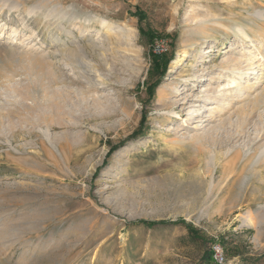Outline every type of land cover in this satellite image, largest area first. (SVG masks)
I'll return each mask as SVG.
<instances>
[{
    "label": "rangeland",
    "instance_id": "374dc122",
    "mask_svg": "<svg viewBox=\"0 0 264 264\" xmlns=\"http://www.w3.org/2000/svg\"><path fill=\"white\" fill-rule=\"evenodd\" d=\"M35 6L124 31L70 29L98 85L64 66ZM254 11L264 0H0V264H264V166L248 157L264 46L227 31ZM247 49L251 89L218 96Z\"/></svg>",
    "mask_w": 264,
    "mask_h": 264
},
{
    "label": "bare ground",
    "instance_id": "6f19581e",
    "mask_svg": "<svg viewBox=\"0 0 264 264\" xmlns=\"http://www.w3.org/2000/svg\"><path fill=\"white\" fill-rule=\"evenodd\" d=\"M26 14L42 18L39 24H42L45 29L48 27L47 30H51L50 34L52 35V39L55 42L61 43L58 46L59 48L58 54L60 55L61 61L63 62L65 67L70 68L71 71L73 72L78 71L75 74L76 81L79 83H84L88 87L96 86L97 83L94 82L93 80L94 78L93 79L91 78L92 76L90 73V70L92 69L89 63L91 60V52L90 51L87 52L84 47H80V46H76L74 49L68 47V44L70 43L72 44L74 42L76 44L79 41L77 39H74V42L70 40L73 34L70 31L71 27H76L78 24L79 29L80 28L89 29L91 27L90 24L92 23L98 25L100 28L104 30L109 29L110 31H115L117 33L118 32L122 33L124 31L122 29H114L113 27H111L108 21L104 19H100L99 17L90 15V16H85L84 18L83 17L80 18L75 15V12L71 10L66 11L63 7H59V6H55L52 9H49L44 12H41L37 6L30 7L28 13L26 12ZM249 21H250L249 23L250 25L235 24L232 26L231 29H227V28L226 29L228 32L232 31L234 33L241 47H243L245 43H248L250 44L248 48H253L254 51H258V48L264 46V14L262 12L254 11L252 14L249 15ZM219 27L222 26L219 25ZM79 29L77 33L81 35L82 32L79 31ZM11 35H14V32L11 33ZM63 40H66V42H64ZM256 44H258L259 47H257ZM94 47L95 46L89 47V49L92 50L94 49ZM33 57H37V56H33ZM37 58L45 62L44 64L46 65V68L48 66V69L49 67L51 69H55V65L49 61L50 59H48V57L45 58L43 56L42 57L40 56ZM255 58H256V52H252L251 49H247L244 52V54H239L235 57H232L231 55L230 58L224 62V65L223 67H221V70L224 71L225 74L226 73L230 74V77H228L229 82L226 85L227 89L221 92L219 91L218 96L224 94L229 95L230 93H234L236 91L245 92L246 90L251 89L249 88L248 79L244 81L243 83L244 86L239 81L243 79L242 77L246 75L248 71H254L255 68H253V66L256 63ZM263 58H264L263 56L260 57V59ZM37 61L39 62V60ZM257 62H259V60ZM56 69L58 71H61L59 67H57ZM258 99L259 97H254L252 103L253 102L255 103ZM211 114H214V110L210 111V115ZM237 154H238L237 156H239L240 158L245 157V152L240 151ZM248 157H251L250 159L252 164L264 166V145H262L257 151L250 153ZM254 219L255 218L252 217L248 212V214L244 218V221L246 222L247 225L253 226L255 225L254 222L256 221V220L254 221ZM259 221H262V219H259Z\"/></svg>",
    "mask_w": 264,
    "mask_h": 264
},
{
    "label": "trees",
    "instance_id": "16d2710c",
    "mask_svg": "<svg viewBox=\"0 0 264 264\" xmlns=\"http://www.w3.org/2000/svg\"><path fill=\"white\" fill-rule=\"evenodd\" d=\"M134 15L135 16H138L140 19H142V17H143V15H142V13L140 12V11H137V12H135L134 13ZM151 37H153V35L150 33L149 34V38H151ZM157 57L156 58H154V61H155V64L157 63ZM162 59V58H161ZM157 68H158V65L155 67V65H154V67H153V69H156L157 70ZM159 69V68H158ZM210 254H211V251H210Z\"/></svg>",
    "mask_w": 264,
    "mask_h": 264
},
{
    "label": "built area",
    "instance_id": "2783aa9c",
    "mask_svg": "<svg viewBox=\"0 0 264 264\" xmlns=\"http://www.w3.org/2000/svg\"><path fill=\"white\" fill-rule=\"evenodd\" d=\"M217 253V252H216ZM219 257V255L218 254H216V258H218Z\"/></svg>",
    "mask_w": 264,
    "mask_h": 264
}]
</instances>
